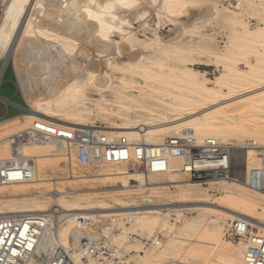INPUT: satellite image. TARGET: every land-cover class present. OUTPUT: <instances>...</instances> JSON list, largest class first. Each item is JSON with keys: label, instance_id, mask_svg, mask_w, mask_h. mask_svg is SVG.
I'll return each mask as SVG.
<instances>
[{"label": "rangeland", "instance_id": "obj_1", "mask_svg": "<svg viewBox=\"0 0 264 264\" xmlns=\"http://www.w3.org/2000/svg\"><path fill=\"white\" fill-rule=\"evenodd\" d=\"M141 1L138 5L140 7L136 6L134 10H138L142 5L143 7L149 6L148 1V3L145 0ZM0 2H2L0 3L2 9L5 0ZM179 3V20L187 26L183 35L178 36L183 24L159 16L150 6L149 15L141 20L137 16V10L134 11L133 17L131 16L132 19H130L133 24L128 27L133 31V45L122 39L124 32L120 30H116L111 36L114 42L113 49L118 50L114 48L118 45L122 50V53L119 54L117 51L114 55L113 73L115 76L113 79L109 80L105 86H98L94 82L82 83L83 86L77 94L67 97L63 104L70 108L78 106L88 113L89 117L82 118L85 125L120 126L128 118L129 112H135L136 122H143L146 118L157 122L175 120L191 110L202 107V104L197 100L199 94L191 90L184 79V77H192L199 87L214 91L219 95L228 94L232 90V86L235 87V92L232 93L235 98L215 109L217 113L223 112L230 115L226 120L220 122V126L222 125L226 131L223 133L217 130V134H224L226 137L219 136L217 139L224 144H231L236 149L244 144L243 140H255L256 145L264 146V131L261 130V126L264 125V105L256 104L247 107L243 104V99L239 98L246 87L243 78L244 74L249 71L250 65L256 68L263 66L264 68V0H179ZM214 6L220 9L216 18L202 24L192 25L195 21L204 20L205 16L201 15L206 9L214 11ZM131 17L129 16V18ZM199 17L200 19H196ZM180 25H182L181 28ZM42 40L45 42L43 44L45 47H48L49 44H57L62 47L61 41L73 42L72 56H76L81 61L97 57L93 54L87 58V54L92 53L93 47L75 38L60 39L53 33L52 37H43ZM67 54L70 55V53ZM130 54L141 55V61L136 65L130 64L128 62ZM27 55L26 57H28ZM24 58L21 60V67L27 68L32 64V67H29L32 69L33 62H30L32 59ZM13 61V59L9 61L0 85V96L10 98L11 104L7 110L6 104L0 99V115L7 113L8 117L23 116V118L0 121V157L11 155L9 141L12 134L39 122L28 119V115L34 112L27 101L30 93L33 95L34 90L38 91L39 89L46 91L49 87L41 80L42 72L27 68L29 72L25 69L24 71L29 80V85H27L30 88L26 85L28 87L26 92L21 86L22 84L20 85L21 81L15 73ZM33 61L35 60L33 59ZM23 62H27V67H24L26 65ZM226 63H236L238 74L231 78L230 86L227 84L217 86L212 81L219 75L226 76ZM3 64L4 60H1L0 70ZM59 66L60 64L56 67ZM55 123L59 122L55 121ZM116 135L126 136L125 134ZM170 135V133L162 134L158 140L164 142ZM205 137L209 136L195 138L199 143H202L206 139ZM51 149V146L48 145L44 151L51 153ZM132 151L133 148H130V155L127 158L133 157ZM253 153L251 166L261 167L258 151ZM129 159L120 164L81 166L75 159L71 164L66 157H62L58 159L57 165L42 169L40 175L58 179L60 182L57 184L59 192L76 191V193L69 194L70 196L64 194L66 196L65 206L67 210H70L67 211L68 214L77 213L79 211L75 210L78 209H88V212L100 208H137L147 205L146 199H150L149 203L153 206L162 203L168 204V206L196 205L190 210L181 212V215L168 212L166 214L165 211L157 209L153 211L154 215H151L152 211H149V215L152 216L151 220L157 219V221L153 222L151 228L139 227L138 229L148 238L158 235V240L155 242L159 245L153 248H143V245L130 241L126 235H122L121 237H124L123 244L128 246V250H131L130 264H162L163 261L156 259L157 254L166 256L171 252L184 251L189 245L193 247L196 234L202 227L206 228L209 221L219 224L223 244L232 252L240 253L243 252L242 245L227 240L223 234L225 226L235 217L222 212L233 209L239 213H249L257 220H264V195L253 187L248 186L250 188L248 189L230 181L221 182L218 180H214L210 184H201L192 180L189 172L183 169L186 161L184 158L170 159V156L171 168L167 171L153 172L150 173L151 175L141 177L136 173L141 169L136 163L129 162ZM233 159L236 163V167L233 166V169L235 172H240L242 169L241 154H234ZM110 170L113 172L125 171L129 174L119 176L117 179L94 176ZM68 176L69 178H67ZM70 176H75L76 179L72 177L74 180H70ZM148 178L154 181L153 185L146 187L139 185L141 180L146 182L145 180ZM49 186L50 183H27L17 187L18 191L12 196H10L11 188L7 187L8 189L0 191V213L11 212L13 208L34 209L35 207L30 204L31 193L47 191ZM54 187L51 183L49 190L52 188L53 192L56 190L53 189ZM50 197L47 198L50 201L48 204L50 206L46 207L47 210L56 204ZM251 198L255 199L247 200ZM47 199L45 198V200ZM198 206L200 209H197ZM65 212L64 214H67ZM64 228L66 229L63 234H68L72 228L70 221L66 222ZM178 232L181 233L178 234ZM260 232L264 233V229L262 228ZM201 243H203L202 240ZM204 249L198 246L197 254L199 256L206 254V252L203 253ZM170 256L168 255V257ZM210 264H222V262L214 256ZM240 264H243L242 259Z\"/></svg>", "mask_w": 264, "mask_h": 264}, {"label": "bare ground", "instance_id": "obj_2", "mask_svg": "<svg viewBox=\"0 0 264 264\" xmlns=\"http://www.w3.org/2000/svg\"><path fill=\"white\" fill-rule=\"evenodd\" d=\"M145 1L146 3L149 2V6L151 7V9L153 8V10L159 16L168 20H172L176 23L179 22L178 24L181 23L178 16L180 13L178 12V9H180L179 0ZM141 2H143V0ZM139 3L140 0H5L4 6L0 11V61L4 60L2 71H4V69L8 66L9 61L13 59V64L16 71L15 73L18 75L17 77L19 78V81H21L20 85L22 84L21 86H23V89L27 92L26 89H28L29 87V80L24 69L29 72L27 68L32 67V64L30 66V63L28 62V60H26L29 63V67H27L26 65L27 62H23L26 65L24 67L27 68H22L21 60L24 57H29V59H32L30 62H33L32 69H35L34 71L42 72L43 74L41 75V80H43V83H47L49 85L46 91L42 89H37L38 91H36L34 90L35 86L33 87V90L35 92L33 91V95L30 93V96L27 100L30 103L31 109L34 111L30 115H28L29 120L42 121L43 119H46L54 123L55 121H58V124L85 125V122L82 121V118L89 117V114L84 112L83 109L78 106L70 108L65 106L63 103L66 102L65 99L67 97L75 96L77 94V92L81 89V86H83L82 83L94 82L98 86H105L109 82V80L113 79V77L115 76V74L113 73L114 55L117 53V51L119 54L122 53V50L121 47L117 44V46H114V48L118 50L113 49L114 42L112 41L111 36L113 33H115L116 30H120L125 33H123L122 39L128 41L133 45V31H131L132 29H128V27L133 24H131L130 19H132V13L137 10L134 9L139 5ZM149 6L145 5L143 7L142 5V7L137 10V16L140 17V20L141 18L149 15ZM219 12L220 9L217 6H214V11L211 9H206L204 14L201 15L205 16V18L202 17L204 18V20H202L201 22L195 21L192 23V25H198L202 24L203 22L210 21L216 18ZM129 16L132 17L129 18ZM137 19L134 18V20ZM196 19H200V17ZM181 24H183V22ZM181 26L182 25H180V28ZM186 30L187 26L183 24V27L180 30L181 32L178 33V36L183 35ZM53 33H55L60 39L67 38L70 40L72 38H75L76 40L83 41L85 44L91 45L93 47V51L92 53L87 54V58L90 57L89 55L93 54L97 57L89 58L87 60L84 59V61L78 60L76 56H72L74 43L71 41L66 43L61 41L62 47H59L57 44H49L48 47H45L43 45L45 44V42L42 40V38L52 37ZM259 33L261 34V32ZM67 53H70V55H68ZM26 55L28 57H26ZM141 58L142 56L139 54H130L128 62L132 65H136L141 61ZM33 59L35 61H33ZM59 64L60 66L56 67ZM226 64V76L219 75L212 81L217 86L222 84H227L230 86L229 81H232L231 78L238 74L236 63ZM261 67L263 68V66ZM262 68H256L255 66L250 65L249 71L244 74L243 82L245 83L246 87L244 88V92H242L239 98L243 99V104L247 105V107L254 106L256 104L259 106H262L260 104L264 105V68ZM2 74L3 72L0 73V80L2 78ZM228 75L229 78H227ZM184 79L186 81V85L190 87L191 90L196 91L199 94L197 100L198 103L202 104V107H199L196 110L190 109L191 111L186 115L183 114L184 116L179 117L175 120L162 122L151 121L149 118L144 119L143 122H136L135 120L137 117L135 112H129L128 118L124 120L123 125L103 126V130H105L112 136H121L116 134H125L130 144L143 143L154 147H161L163 142L159 141L158 137L162 134L167 133H170V136H177L179 138L187 137L188 135H192L194 138H200L204 135H208L209 137H205L206 139H217V137L219 136H225L224 134H217V130H220V132L223 133L226 131L222 125L220 126V122L222 120H226L230 115L223 112L217 113V110L215 109H217L218 107H222L235 98L234 94H232L235 92V87H230L232 89L230 93L219 95L214 91L199 87V84L194 79H192V77H184ZM21 118H23V116H20L19 118H13L9 121ZM262 126L261 130L264 131V127ZM261 135H263L262 132ZM12 136L13 135L10 136V143ZM196 142L199 143L197 139ZM243 143L244 146L242 145L238 149L233 147L231 151L232 158L236 153L241 154V171L235 172L232 164L230 166L231 176L229 178L218 177L215 178V180L221 182L230 181L236 183L240 187L248 189H250L248 187L250 186L264 195V190L255 187V185L251 186L253 172H255L256 169L260 168L251 166V158L254 156L253 152L259 151V146L255 144V140H243ZM48 145L52 148L51 153H45L44 151L48 147ZM63 146L64 144L59 140L52 141L43 137L36 138L32 141H27L22 145V152L20 154L21 159L24 161L33 160L36 163L37 178L34 183H50V186L51 183H53V185L55 186L53 189H56L58 191V194L52 197V188H50L49 190V186L47 191H38L31 193L32 200L30 204L35 207L34 209L13 208L11 209V212H2L0 213V215L19 213L41 214L47 211V206H50L48 205L50 204V201L47 199L49 196H51L56 203L51 208L58 209L59 213H62L63 215L65 211V213H67V211H70L67 210L65 206L64 199L66 198V196L64 194L67 195L76 193V191H69L65 193L61 191L59 192L57 184L60 182L58 179L41 177L40 175L42 169L53 167L54 165L58 164V159L66 157L63 152ZM4 158L8 157H0V159ZM172 158H184L186 160V157L179 155H171L170 159ZM260 164V166H262L261 160ZM195 166L206 167L208 165H200L199 162H196L192 165V168H194ZM169 168H171L170 160L168 169ZM183 169L188 172L191 169L187 160L184 163ZM136 173L139 176L144 177L153 172L139 171ZM126 174L129 173L125 171L113 172L110 170L109 172H101L99 174H95L94 176L101 178L112 177L114 179H117V177L124 176ZM70 177V180H74L73 178H75V176ZM83 177L85 178V176ZM67 178H69V176ZM63 179L66 180L65 178ZM145 181L146 182H143L141 180L139 185L146 187L154 184V181L152 179L148 178ZM24 184L27 183L0 185V187H2L0 188V191L11 188L10 196H12L15 194V192L18 191L17 187ZM239 192L241 193L242 190L240 189ZM43 194H45L44 197H42ZM45 198L47 200H45ZM253 199L255 198L247 200L251 201ZM149 201L151 200L146 199L147 205L137 208H100L98 210L88 211V213L96 216H107L110 215V213L119 215L126 214L128 216H131L132 224L127 227L128 231H126L135 233L141 237L148 238L145 233L139 232L138 228H151L153 226V222L157 221V219L151 220V215H154L153 211H156V209L159 211H165L166 214L173 213L175 215V213H180L181 215V212L196 207V205L185 204L168 206V204L163 203L153 206L150 205ZM199 207L200 206H198L197 209H200ZM87 210L88 209H78L75 211L87 212ZM149 211H152L150 212L152 213L151 215H149ZM222 213H225L232 217L234 216L235 218H243L248 222L254 224H251L253 226L254 232H260L262 228L264 229V220H257L249 213H239L233 209H228V211H223ZM72 214L73 213H67L66 220L59 229V235L64 243H67L70 237H76L79 234L78 231L74 230L75 222L74 216H71ZM68 221H70V226H72V228L68 234H63V231H65L66 229L64 228V225ZM180 233L181 232H178V234ZM118 239L119 243H124V237L120 236L117 238V240ZM201 240L203 241V243H201ZM194 242L195 243L192 244L193 247L189 245L184 249V251L171 252L168 254L171 255L170 257H168V255L165 256L162 254H157L156 259L163 261L162 264H210L214 256L217 257L222 262V264H240L241 259L243 260L245 252L244 249L243 252L235 253L223 244L222 233L217 222L211 223L209 221L206 228L202 227L199 230L198 234H196ZM136 243L141 244L139 242ZM156 245L159 244L154 242L152 245L148 246V248H153ZM198 246L205 248L203 253L206 252V254L199 256L197 254Z\"/></svg>", "mask_w": 264, "mask_h": 264}, {"label": "built area", "instance_id": "obj_3", "mask_svg": "<svg viewBox=\"0 0 264 264\" xmlns=\"http://www.w3.org/2000/svg\"><path fill=\"white\" fill-rule=\"evenodd\" d=\"M12 135L11 143L9 141L11 156L0 159V185L36 180V163L22 160L20 154L25 142L42 137L61 141L66 158L71 164L75 159L81 166L120 164L129 159L131 147L133 157L129 162L136 163L143 172H165L169 156L186 157L191 168L190 178L201 184H210L218 177L229 178L230 166L236 167L232 160L233 146L214 138L199 144L192 135L168 136L161 147H154L130 144L126 136H112L100 124L65 125L46 119ZM258 154L262 166L253 172L251 186L264 190V147H259ZM196 162L208 166L192 168ZM57 194L54 190L51 195ZM71 216H74V230L79 234L64 243L59 229L67 214L59 213L58 209L50 208L41 214L0 215V264H130L131 250L119 243V236L126 235L128 240L141 243L143 248L158 240V235L145 238L127 232L126 227L132 224V217L128 215L105 217L80 211ZM224 236L242 244L243 264H264V233L254 232L247 220H231L224 228Z\"/></svg>", "mask_w": 264, "mask_h": 264}, {"label": "crops", "instance_id": "obj_4", "mask_svg": "<svg viewBox=\"0 0 264 264\" xmlns=\"http://www.w3.org/2000/svg\"><path fill=\"white\" fill-rule=\"evenodd\" d=\"M6 68H7V67H6ZM6 68H5V69H6ZM2 69H3V67H2ZM2 69L0 70V73L3 72V74H2V79H3L5 69H4V71H2ZM2 79L0 80V85H1V83H2ZM0 99L6 104V106H7V110H8V109H9L8 106L11 104V100H10V98H6V97H1V96H0ZM8 116H9V114H7V113H6V115H4V114L0 115V118H1L0 121H2V120H7V119H10V118L16 117V116H12V117H8Z\"/></svg>", "mask_w": 264, "mask_h": 264}]
</instances>
